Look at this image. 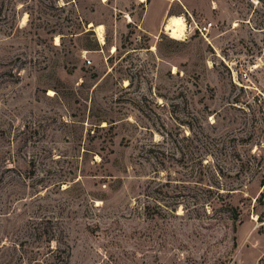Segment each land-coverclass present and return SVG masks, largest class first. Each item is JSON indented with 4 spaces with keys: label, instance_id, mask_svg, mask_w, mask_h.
I'll return each instance as SVG.
<instances>
[{
    "label": "rangeland",
    "instance_id": "1",
    "mask_svg": "<svg viewBox=\"0 0 264 264\" xmlns=\"http://www.w3.org/2000/svg\"><path fill=\"white\" fill-rule=\"evenodd\" d=\"M260 192L264 0H0V264H264Z\"/></svg>",
    "mask_w": 264,
    "mask_h": 264
},
{
    "label": "bare ground",
    "instance_id": "2",
    "mask_svg": "<svg viewBox=\"0 0 264 264\" xmlns=\"http://www.w3.org/2000/svg\"><path fill=\"white\" fill-rule=\"evenodd\" d=\"M94 30L97 33L99 41L103 43L104 38H103L102 26L96 25L94 26ZM163 30L174 38H182L187 31V26L182 16L170 15L167 17L166 21L163 24ZM113 50H114V47H113Z\"/></svg>",
    "mask_w": 264,
    "mask_h": 264
},
{
    "label": "trees",
    "instance_id": "3",
    "mask_svg": "<svg viewBox=\"0 0 264 264\" xmlns=\"http://www.w3.org/2000/svg\"><path fill=\"white\" fill-rule=\"evenodd\" d=\"M261 184H263V182L261 183ZM263 193L262 192H260V194H259V196L258 197H256V202L257 203H259V204H263ZM172 210V209H171ZM233 219H235L236 218V216H238V215H236V209L234 210L233 209ZM258 219L261 221L262 220V214L260 213L259 214V216H258ZM38 228H35V227H33L32 228V231L34 232L35 230H37ZM48 234V233H47ZM51 240H53V234H50V235H48V237H47V241H48V243H50L51 242ZM54 252V250H53V247H51V248H49L48 249V255L47 256H45V257H47V259H48V261H50V259L48 258V256L49 255H52V253ZM34 260H36L35 262H38L39 260H37V258L35 257L34 258ZM52 260H54V258H52ZM33 260H31V259H29V263L28 264H30L31 262H32ZM48 261H45V263L44 264H48ZM43 263V262H42Z\"/></svg>",
    "mask_w": 264,
    "mask_h": 264
},
{
    "label": "built area",
    "instance_id": "4",
    "mask_svg": "<svg viewBox=\"0 0 264 264\" xmlns=\"http://www.w3.org/2000/svg\"><path fill=\"white\" fill-rule=\"evenodd\" d=\"M210 26H211V23H207V24L202 25L201 27L196 26V28L200 33H204V32H207ZM87 63H90V61L87 60ZM243 76H246V73H243Z\"/></svg>",
    "mask_w": 264,
    "mask_h": 264
}]
</instances>
